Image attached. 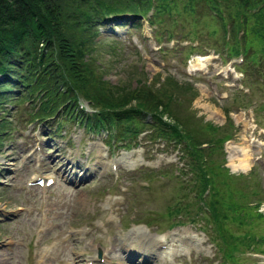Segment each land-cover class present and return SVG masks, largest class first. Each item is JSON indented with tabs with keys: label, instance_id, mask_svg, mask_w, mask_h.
Returning <instances> with one entry per match:
<instances>
[{
	"label": "rangeland",
	"instance_id": "374dc122",
	"mask_svg": "<svg viewBox=\"0 0 264 264\" xmlns=\"http://www.w3.org/2000/svg\"><path fill=\"white\" fill-rule=\"evenodd\" d=\"M151 28L146 21L140 25L110 21L99 28L93 53L103 68V78L114 84L134 85L142 77H156L161 81L167 73L174 75L173 81L179 88L184 86V92L195 94L191 102L193 119L202 116L203 120L225 126L226 115H231L233 137L224 143L226 164L231 171L243 172L248 177L255 171L264 188V173L256 163L260 161L264 168V127H260L264 126V108L258 111V116L252 111L254 101L264 99V90L254 78L250 83L245 77L248 84L244 83L245 78L238 80L240 71L230 61L225 63V52L218 53L211 46L213 38L204 34L200 36L202 39L193 38L199 44L190 51L188 61L200 60L202 66L191 69L187 59H183V51L179 47L178 50L166 48L171 41L164 35L158 40ZM213 37L221 39L222 35L215 32ZM186 39H177L181 43L177 42L182 45ZM160 45L168 49L166 53L159 49ZM197 52L209 53L207 57H196L197 60L194 54ZM242 87L243 91L248 89L247 97L252 99L245 106L232 102L235 89ZM30 104L19 101L5 104L8 110L3 109L4 114H9L7 126H10L0 140V264H34L43 247L51 250L44 255L47 258L43 264H71L74 259L73 264H85V258L89 260L99 247L113 257V264H132L127 262V257L133 252L125 249L122 241L125 236L133 237L135 242L129 241L137 248L144 242L141 230L151 241L159 237L166 241L189 232L195 235V241L188 240L181 249L172 252L171 264H213L211 260L220 258V252L190 223L191 215L185 211L175 213V219L171 216V220H179L177 224L173 227L168 224L165 213L169 203L189 202V212L198 214L192 205L199 201L196 190L185 180L190 173H183L184 169L180 173L174 166L181 165L177 148L163 141L142 140L143 147L130 151L116 146L109 150L102 141L103 133L84 129L74 119L64 120L55 131H52L55 119L30 123L27 120ZM142 119L147 121L145 117ZM144 123L143 129L150 127L148 122ZM98 149L104 154L103 161L113 160L118 165L117 178L109 164L106 167L95 164ZM124 151L130 153L128 161L123 157ZM47 155L44 165L40 166V159ZM163 166L169 169L166 175L157 174L149 180L143 178L145 172L135 173L137 169L148 168L158 172ZM57 168L67 170L65 175L56 173ZM38 172L55 174L57 180L45 190L29 185L27 181ZM260 209L264 211V201ZM137 220H145L150 226L135 223ZM42 225L46 230L37 237L40 233L37 229ZM132 228L139 231L136 233ZM9 237L15 240L11 247L6 242ZM164 250L157 248L153 256L158 258ZM243 253L249 255L247 250ZM165 257L160 262L158 259L159 264Z\"/></svg>",
	"mask_w": 264,
	"mask_h": 264
},
{
	"label": "trees",
	"instance_id": "16d2710c",
	"mask_svg": "<svg viewBox=\"0 0 264 264\" xmlns=\"http://www.w3.org/2000/svg\"><path fill=\"white\" fill-rule=\"evenodd\" d=\"M143 18L158 40L163 35L170 40L204 34L226 55L243 54L248 81L254 78L264 90V0H0V140L10 126L5 104L19 101L32 103L27 120L69 118L119 138L135 136L143 130L142 118L149 116L151 137L181 144L182 165L190 173L185 180L199 198L192 204L195 215L189 202L169 203V226L179 221L171 216L175 219L180 211L193 222L201 219L222 252L220 264L238 263L243 256H236V250H264V188L255 171L248 177L224 164L231 115H226L225 126L202 116L193 119L195 94L179 88L174 75L114 84L103 78L95 59L101 26L110 21L140 25ZM215 32L222 38H214ZM178 45L170 48L179 47L184 57L198 47ZM243 95H235L232 102L245 105L252 100ZM81 99L90 111L79 106ZM263 108L262 98L254 109ZM167 170L158 172L165 175ZM143 172L147 180L158 174L153 169Z\"/></svg>",
	"mask_w": 264,
	"mask_h": 264
},
{
	"label": "bare ground",
	"instance_id": "6f19581e",
	"mask_svg": "<svg viewBox=\"0 0 264 264\" xmlns=\"http://www.w3.org/2000/svg\"><path fill=\"white\" fill-rule=\"evenodd\" d=\"M44 156V155H43ZM48 157V155L47 156H45V157H42L41 159H40V161H41V164H40V166H42V165H44V162H45V158H47ZM235 169V168H234ZM63 171V170H62ZM61 171V169H60V172H62ZM66 171L67 170H65V173H66ZM43 227H44V230H46V228H45V225H42ZM42 227V228H43ZM132 231H134V232H138L139 231V229H137V228H132ZM136 233H134V234H132V235H136ZM173 233H176V232H173ZM180 233V232H179ZM140 236H142L143 238H144V242L142 243V244H140V246L139 245H137L136 247L137 248H135L134 246V244L133 243H131L130 241H129V239H131V241L132 242H135V238H133V237H130V236H125L124 238H123V241H122V243H124L123 245H124V247H125V249H127L129 252H133V254H129V257H127V262H131L132 264L134 263V262H139V261H137V255L136 254H139V253H142V255H138L139 257H140V260L142 261V262H144L145 264L147 263V264H159V262L161 261V259L167 254V251L166 250H164V251H162V252H160V254H159V257L158 258H156V257H154L153 256V252H155L156 251V249L159 247V245L160 244H163V243H165L166 241H164V239H155V238H153L154 239V241H151V238L149 239V237H147L145 234H144V232H140ZM130 237V238H129ZM203 238V237H202ZM187 239H191V237L188 235V236H185V238H184V240H187ZM208 240V239H207ZM209 242V241H208ZM196 243V242H195ZM57 245V243L56 244H54L53 245V247L54 246H56ZM187 246V245H186ZM183 247V246H182ZM167 248H168V246H167ZM48 248H44V249H42L41 250V253L43 254V255H45V250H47ZM49 250V249H48ZM50 252H51V250H49L48 251V254H50ZM4 253V252H3ZM40 253V254H41ZM101 255L103 256V261H99L98 259H99V256L97 255V254H94L89 260H90V262L91 263H94V264H103V263H105V264H113V257L111 258V257H109V256H107L105 253H101ZM41 257V256H40ZM158 259H159V262H158ZM88 260V259H87ZM151 260H152V262H151ZM74 261H75V259L74 260H72V263L71 264H73L74 263ZM129 262V263H130ZM42 264V263H41Z\"/></svg>",
	"mask_w": 264,
	"mask_h": 264
}]
</instances>
